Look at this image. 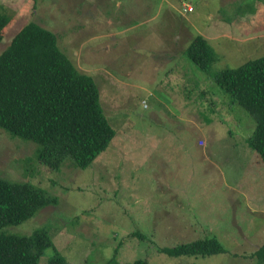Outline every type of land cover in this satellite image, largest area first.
I'll list each match as a JSON object with an SVG mask.
<instances>
[{"label": "rangeland", "instance_id": "rangeland-1", "mask_svg": "<svg viewBox=\"0 0 264 264\" xmlns=\"http://www.w3.org/2000/svg\"><path fill=\"white\" fill-rule=\"evenodd\" d=\"M0 10L11 17L0 53L28 21L51 29L98 84L115 131L89 167L52 170L36 142L0 128V177L58 197L3 232L47 229L65 264H105L115 249L116 262L264 264L253 256L264 245L256 119L184 54L200 34L218 54L211 73L263 56L264 0H0ZM206 237L226 252H159Z\"/></svg>", "mask_w": 264, "mask_h": 264}, {"label": "trees", "instance_id": "trees-1", "mask_svg": "<svg viewBox=\"0 0 264 264\" xmlns=\"http://www.w3.org/2000/svg\"><path fill=\"white\" fill-rule=\"evenodd\" d=\"M10 20L0 10V41ZM184 54L255 117L248 144L264 164V55L211 73L218 54L200 34L190 40ZM0 128L36 142V159L52 170L60 169L67 159L82 169L89 167L115 135L103 112L98 84L62 51L55 32L34 21L26 22L0 53ZM56 203L57 196L32 182L0 177V264H39L49 248L55 253L49 264L66 263L47 229H36L31 235L2 231ZM133 235L144 237L139 232ZM159 252L169 257H205L226 250L215 237H206ZM113 253L105 264H149L147 260L116 262L117 249ZM253 256L264 262V245Z\"/></svg>", "mask_w": 264, "mask_h": 264}, {"label": "built area", "instance_id": "built-area-1", "mask_svg": "<svg viewBox=\"0 0 264 264\" xmlns=\"http://www.w3.org/2000/svg\"><path fill=\"white\" fill-rule=\"evenodd\" d=\"M185 8L190 10L191 9V6L185 5Z\"/></svg>", "mask_w": 264, "mask_h": 264}]
</instances>
